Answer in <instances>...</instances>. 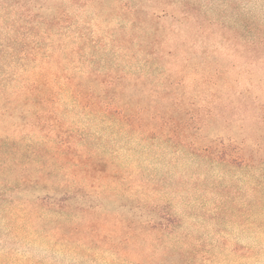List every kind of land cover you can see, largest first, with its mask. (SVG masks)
Returning <instances> with one entry per match:
<instances>
[{
    "label": "rangeland",
    "instance_id": "obj_1",
    "mask_svg": "<svg viewBox=\"0 0 264 264\" xmlns=\"http://www.w3.org/2000/svg\"><path fill=\"white\" fill-rule=\"evenodd\" d=\"M40 71L63 92L0 116V264H264V0H0V83Z\"/></svg>",
    "mask_w": 264,
    "mask_h": 264
},
{
    "label": "trees",
    "instance_id": "obj_2",
    "mask_svg": "<svg viewBox=\"0 0 264 264\" xmlns=\"http://www.w3.org/2000/svg\"><path fill=\"white\" fill-rule=\"evenodd\" d=\"M55 13V12H54ZM45 21V20H43ZM53 22L60 21V16L55 14L52 16ZM44 23V22H43ZM56 23H51L56 24ZM52 27V26H50ZM18 62L31 61L28 57H19ZM7 74L4 77L3 84L0 83V116L15 118L17 119L19 111L17 107L20 105H30L32 102H38L39 104H49L53 101V98L58 94L63 92V89L58 87L56 90L50 86L47 75L45 72H32L30 76H27L24 79L23 84L20 85L17 90L8 91L6 87L8 86ZM73 97L81 102L85 103L86 106L93 107L97 110L103 111L105 113L117 114L120 116H126L134 113L132 108L122 103L117 99V94L110 90V88H104L102 90H96L92 87H87L84 89H75L73 88L70 91ZM109 101H105V99ZM37 103V104H38ZM23 114V112H20ZM139 113V112H137ZM8 132L7 130L3 131ZM7 138H0V146H3ZM17 189H22V186H17ZM43 195L32 194V192L24 191L23 196L30 198L34 197V200L39 202L42 206L48 207L52 210H55L58 213H66L69 208H72L73 203L77 206L76 209L80 210V200L78 198L79 192H54L49 193L48 191L43 192ZM31 196H30V195ZM13 196L16 193L12 194ZM88 207H91L88 205Z\"/></svg>",
    "mask_w": 264,
    "mask_h": 264
}]
</instances>
